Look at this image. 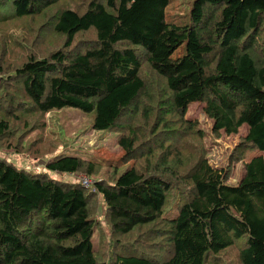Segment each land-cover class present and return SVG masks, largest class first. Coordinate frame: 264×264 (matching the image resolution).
<instances>
[{
    "label": "trees",
    "instance_id": "16d2710c",
    "mask_svg": "<svg viewBox=\"0 0 264 264\" xmlns=\"http://www.w3.org/2000/svg\"><path fill=\"white\" fill-rule=\"evenodd\" d=\"M168 3L0 0V147L92 181L0 157V264H223L227 249L229 264H264V0H193L184 25L165 20ZM192 104L212 138L245 128L229 158L256 155L235 184L207 163ZM66 108L114 134L129 167L101 173L28 139Z\"/></svg>",
    "mask_w": 264,
    "mask_h": 264
},
{
    "label": "rangeland",
    "instance_id": "374dc122",
    "mask_svg": "<svg viewBox=\"0 0 264 264\" xmlns=\"http://www.w3.org/2000/svg\"><path fill=\"white\" fill-rule=\"evenodd\" d=\"M193 0H169L168 5L164 10L165 20L176 25H184L187 22V16ZM183 53L182 47L177 49L173 57L180 56ZM200 105L192 104L187 108L184 118L190 120H197L199 128L206 131L204 144L208 150L207 163L217 169H228L227 184H235L242 173L243 163H246L251 156L256 153H251L248 158L235 162L229 158L234 147L237 145L239 139L245 135V128L238 130L236 135L226 136L219 134L218 137L212 138L209 134L210 123L207 122L200 112ZM48 116V117H47ZM44 117L45 125L41 133H32L28 136L29 140L34 139L37 134L40 135L41 142H55L59 141L66 149V155H78L80 158L100 166V172L103 173L108 167H116V171L123 172L132 163L128 162L126 165L121 164L122 153L115 145L114 134H102L91 129V115L83 114L74 109H61L51 111L49 115ZM99 135H103L102 138ZM25 144V143H24ZM73 148L72 150H68ZM64 148L60 147L55 154L64 153ZM17 152L15 148L0 147V157L7 160L10 164L17 168L36 174L44 173L48 178L60 180L65 182H76L83 176L80 174H59L45 168V163L49 156L40 155L33 157L28 155L24 149H19ZM68 150V151H67ZM63 151V152H61ZM61 152V153H60ZM53 154V155H55ZM264 162V154H261ZM91 184V179H88ZM172 216V212H168ZM92 242L94 246L97 245L96 235L93 236ZM95 249V250H96ZM235 254L234 249H227L217 255L223 264H229L233 260ZM235 263L237 264L236 260Z\"/></svg>",
    "mask_w": 264,
    "mask_h": 264
},
{
    "label": "built area",
    "instance_id": "2783aa9c",
    "mask_svg": "<svg viewBox=\"0 0 264 264\" xmlns=\"http://www.w3.org/2000/svg\"><path fill=\"white\" fill-rule=\"evenodd\" d=\"M78 182H79L82 186H84V187H87V186L90 185V182H89L87 179H85L84 177L80 178V179L78 180Z\"/></svg>",
    "mask_w": 264,
    "mask_h": 264
}]
</instances>
